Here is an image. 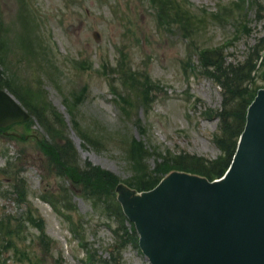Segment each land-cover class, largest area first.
Listing matches in <instances>:
<instances>
[{
    "label": "rangeland",
    "instance_id": "374dc122",
    "mask_svg": "<svg viewBox=\"0 0 264 264\" xmlns=\"http://www.w3.org/2000/svg\"><path fill=\"white\" fill-rule=\"evenodd\" d=\"M170 1L180 2L196 17L202 7L213 12L232 0ZM258 1L260 14L247 11L250 32L228 46L223 57L226 65L243 63L251 47L264 37V0ZM159 10L160 6L157 14ZM0 20V37L6 45L0 53V80L10 85L3 90L15 96L18 88L12 86L30 89L39 102L37 108L46 103L62 119L61 136L74 150L72 164L80 170L91 165L114 176L117 181L109 186V198L118 208L117 185L132 195L150 190L154 178L165 180L171 173L183 172L171 160L177 155L195 163L198 157L209 162L220 153L225 156L211 137L216 132L217 137L223 136L219 118L202 115L207 108L221 106L219 89L199 73V64L190 71V61L195 66L197 59L190 55L193 50L182 38L180 26L164 18L160 26L148 0H0ZM205 25L201 34L193 35L197 48L221 44L234 30L215 21ZM259 57H264V48ZM259 61L251 73L257 84L262 82ZM246 85L250 88L252 82ZM116 95L128 106L117 105L122 103ZM30 119L0 133V227L15 225L16 251L27 254L32 263L13 247L0 246V264H167L169 252L159 251L154 238L148 239V248L119 246L111 231L119 228L118 220L113 214L108 219L104 207L86 197L79 183L62 176L58 166H50L44 149L58 141L50 140L40 119ZM54 122L57 129L59 122ZM141 144L140 160L139 150L136 155L130 150ZM138 160L144 171L141 176L149 178L142 190L134 189L135 177L138 184L145 182L135 169ZM197 166L191 168L204 169ZM43 199L61 201L59 206L66 201L64 214L72 220L57 215ZM120 210L118 219L126 223ZM29 216L37 218L42 229L27 222ZM85 252L93 258L88 260Z\"/></svg>",
    "mask_w": 264,
    "mask_h": 264
},
{
    "label": "water",
    "instance_id": "95a60500",
    "mask_svg": "<svg viewBox=\"0 0 264 264\" xmlns=\"http://www.w3.org/2000/svg\"><path fill=\"white\" fill-rule=\"evenodd\" d=\"M256 99L224 178L194 186L192 176L176 173L135 197L141 245L157 240L159 251L169 252L167 264H264V95L259 104ZM28 117L0 90V129ZM127 195L119 198L123 208Z\"/></svg>",
    "mask_w": 264,
    "mask_h": 264
},
{
    "label": "trees",
    "instance_id": "16d2710c",
    "mask_svg": "<svg viewBox=\"0 0 264 264\" xmlns=\"http://www.w3.org/2000/svg\"><path fill=\"white\" fill-rule=\"evenodd\" d=\"M151 4L154 7L155 15L157 16L160 24H162L163 18L166 20H174V24L176 23L178 26H180V31L183 32L182 37L189 38L191 39L190 41H193V35L197 31H201L200 34L202 33L203 29L206 26L205 24H207V21H216L219 23L229 21L231 22V24H233L234 30L236 32L237 30L241 29L245 33H248L250 29L246 26L248 24L246 22L248 13L247 11L253 9V11L256 12V15H258V9L261 8V5L257 0H234L222 7L216 8L213 13H207L203 8L202 10L199 9L201 16L195 17L193 15H190L188 12L189 9L187 7H182L183 4H181L180 2L176 3V1L171 2L170 0H151ZM159 6L160 10L157 14V8ZM204 15L208 17V20H206ZM2 24L3 23L1 21L0 28ZM232 35L233 36L231 39L235 37V34ZM4 46H6L4 38L1 39L0 37V53ZM263 48L264 37L260 40V43L258 45L255 44L251 47L249 53L246 56V60L243 61V63L237 65H233L231 63H228L226 65L223 58L225 57V49L222 46H216L214 49H202V52L199 54L200 67L202 70H204V75L211 79V81L214 82V84L219 88L221 92V108L220 110H218V112L212 113V115L219 118L218 126L219 129L223 131V136L217 137L218 135L214 134L213 141L214 144L225 153V156H219L216 158V160H210L209 162L205 160L204 162L202 161V158L198 157V162L200 164L198 165V162L195 163L192 160H185V157L178 155L171 160L176 161L175 165L177 163L178 166L183 167L181 168V170L184 169L183 171L186 172L188 171L197 175L200 174L206 177L209 181L215 178H219L226 171V168L231 160L230 157L236 150V144L239 139V135L244 127L246 108L251 103V100L255 96L257 90L264 86V57L262 58L258 66V76L262 81L261 84H257L256 80L251 76V73L255 69L256 63L260 58L259 54L263 50ZM218 62H221V65H219ZM7 81L9 84H11L8 79ZM250 81L252 82V87L248 88L246 82ZM5 87L8 88L10 87V85L8 86V84L6 85L3 81L0 80V88L3 89ZM12 87L18 88L15 89V96L18 101H20L26 107L27 112H30V115L33 118L37 117L38 119H40V121L43 122L46 131L51 134V137H49L50 140L52 139L56 142L58 141V145H50V147L46 146L44 149L45 152L49 153L46 156L49 157V159L52 161L50 162V166H58L60 174L62 176L67 177L73 183H79L83 188L86 197L89 196L90 198H93L94 204L96 206L102 205L104 207L108 219L111 218L112 214L114 215V217L118 220L119 228L112 231L115 234L120 247L123 245V243H131L133 245L136 244L134 231L132 229V232L129 231L126 228L125 223H123L122 220L118 219V216H122L121 210L114 203H112V198H109V194L111 192V190H109V186L115 183L117 179L114 176L109 175L106 171L100 170L98 167L95 168L91 165H86L84 169L80 170L77 166H74L71 160V154L74 150L71 147L70 143H68L66 137L64 135L61 136L62 132L64 131L62 119H60V117L57 116L53 111H49L46 103H41V106L37 108L39 102L37 103L35 100H33L32 90L25 87L23 88L24 90H21V88L16 85ZM10 93L13 94L12 92ZM118 98L121 101L122 105H120L118 102L116 103L117 105L128 106V103L125 102L120 96H118ZM47 117L49 118L50 122H48ZM55 119L57 120V122H59V126L57 129H55L54 127ZM84 135L86 137H83L94 143L90 139L89 135H87L86 133ZM138 150L140 152V155L137 154ZM141 150L142 144L140 148L132 147L130 152L133 155L137 154L136 158H140L141 160L143 152ZM220 157L224 159L222 162L220 160ZM140 160L135 162V169H137L138 174H140L141 176L144 171H141L142 168ZM189 161H191L190 164H187V162ZM165 162L168 163L169 161ZM191 165L192 167L194 165L201 166L205 170H196L194 168H191ZM209 165L211 167H209ZM164 166H166V164H164ZM143 178H145V182L141 183V181H139V184L137 183L138 179L136 177L134 178V185L136 190H142L143 188L147 187L145 186V184H148L149 178L148 176L142 175L141 180ZM154 180L153 181L156 183L159 179L157 177V179L154 178ZM154 182L153 184H155ZM20 190L22 195H26L25 189L23 190L22 188H20ZM60 199H63V196H61ZM44 201H46L56 211L66 212V201H64L65 204L63 203L61 204V206H59V203H61V201H57L56 203L50 199H45ZM27 219V222L38 225L40 229H42L41 225L37 223V218L29 216ZM40 229L38 228V230ZM0 232V246L4 247L5 249L13 247V249L15 250L14 252H17L19 257L24 256L27 258V263H32L30 258L27 257V254L25 255V253L22 251H16L17 247L13 244V239L15 237L14 235H17L15 225L13 226L12 223L2 224V227H0ZM39 234L44 236L41 231L39 232Z\"/></svg>",
    "mask_w": 264,
    "mask_h": 264
},
{
    "label": "bare ground",
    "instance_id": "6f19581e",
    "mask_svg": "<svg viewBox=\"0 0 264 264\" xmlns=\"http://www.w3.org/2000/svg\"><path fill=\"white\" fill-rule=\"evenodd\" d=\"M263 95H264V90H262V92L259 93V95L256 99V101H258V104L260 103V99L262 98ZM255 106H256V104H255ZM172 177H173V175H169L168 178L166 179V181H169ZM193 178H194L193 181L192 180L191 181L194 184V186L199 182L206 184V182H204L203 178H201V177H199V178L193 177ZM206 191H207V189L204 188V192H206ZM126 193H128V195H127V198L125 199V203L130 210L129 217L132 218V216L135 212V200H134L135 196L132 195L131 192H129L128 190L124 189L122 194H126ZM137 229L139 230L140 234L142 236H144V230H142V228L140 227L138 222H137Z\"/></svg>",
    "mask_w": 264,
    "mask_h": 264
}]
</instances>
